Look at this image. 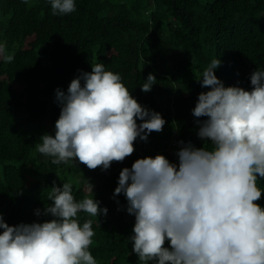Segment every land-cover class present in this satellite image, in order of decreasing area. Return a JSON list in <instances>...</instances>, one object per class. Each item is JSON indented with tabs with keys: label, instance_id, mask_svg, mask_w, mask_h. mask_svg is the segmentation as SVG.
Returning a JSON list of instances; mask_svg holds the SVG:
<instances>
[{
	"label": "trees",
	"instance_id": "trees-1",
	"mask_svg": "<svg viewBox=\"0 0 264 264\" xmlns=\"http://www.w3.org/2000/svg\"><path fill=\"white\" fill-rule=\"evenodd\" d=\"M75 3V12L54 16L48 0H0V43L13 56L8 63L0 60V214L10 226L50 219L34 211L50 203L53 182H71L79 200L91 195L87 179L94 199L108 210L98 217L78 214L81 222L92 220L91 254L98 264H139L127 241L134 216L123 210L122 194L113 198L119 172L157 153L175 162L181 140L203 145L191 110L208 89L197 79L219 58L218 79L250 89V74L264 69V0ZM95 63L120 73L138 103L159 112L166 123L147 142L137 139L133 153L106 171L79 162L54 165L35 144L48 130L54 134L60 111L55 89L66 91L80 70L90 72ZM149 73L157 81L144 93L140 85ZM257 186L264 189V180ZM256 203L264 207V192Z\"/></svg>",
	"mask_w": 264,
	"mask_h": 264
},
{
	"label": "clouds",
	"instance_id": "clouds-1",
	"mask_svg": "<svg viewBox=\"0 0 264 264\" xmlns=\"http://www.w3.org/2000/svg\"><path fill=\"white\" fill-rule=\"evenodd\" d=\"M48 3L54 16L76 11L75 0ZM0 60H13L2 43ZM220 65L213 58L197 79L208 89L191 110L203 145L181 140L175 162L157 153L119 172L113 198L122 194L123 210L134 216L127 241L139 264H264V207L256 203L264 192L257 186L264 180V69L250 74L245 90L225 86L215 75ZM90 67L66 91L55 89L54 134L42 135L35 148L54 165L79 162L106 171L166 121L138 103L120 73L103 63ZM156 81L149 73L141 91H151ZM93 187L86 179L91 195L77 200L71 182L54 181L50 203L34 211L50 219L10 226L0 214V264H98L90 251L92 220L78 216L107 214Z\"/></svg>",
	"mask_w": 264,
	"mask_h": 264
},
{
	"label": "rangeland",
	"instance_id": "rangeland-1",
	"mask_svg": "<svg viewBox=\"0 0 264 264\" xmlns=\"http://www.w3.org/2000/svg\"><path fill=\"white\" fill-rule=\"evenodd\" d=\"M49 132L50 131L48 130L47 133H49ZM171 146H172L171 148H176V146L173 143L171 144Z\"/></svg>",
	"mask_w": 264,
	"mask_h": 264
},
{
	"label": "built area",
	"instance_id": "built-area-1",
	"mask_svg": "<svg viewBox=\"0 0 264 264\" xmlns=\"http://www.w3.org/2000/svg\"><path fill=\"white\" fill-rule=\"evenodd\" d=\"M175 146H176V144L175 143H173ZM172 147V146H171Z\"/></svg>",
	"mask_w": 264,
	"mask_h": 264
}]
</instances>
